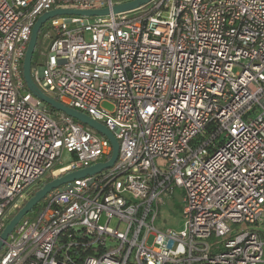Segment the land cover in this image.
<instances>
[{
  "label": "built area",
  "instance_id": "2783aa9c",
  "mask_svg": "<svg viewBox=\"0 0 264 264\" xmlns=\"http://www.w3.org/2000/svg\"><path fill=\"white\" fill-rule=\"evenodd\" d=\"M127 1L0 0V234L47 173L111 155L104 136L62 113L54 120L27 90L21 65L36 19ZM47 28L33 82L103 124L118 154L47 194L0 264H264V0H152ZM174 187L180 234L154 225Z\"/></svg>",
  "mask_w": 264,
  "mask_h": 264
},
{
  "label": "water",
  "instance_id": "95a60500",
  "mask_svg": "<svg viewBox=\"0 0 264 264\" xmlns=\"http://www.w3.org/2000/svg\"><path fill=\"white\" fill-rule=\"evenodd\" d=\"M151 1L152 0H130L127 2L116 4L112 6V8L106 7L102 9H90V10H81L74 8H57L43 13L36 19V22L34 23L31 30V35L21 65V74L27 90L31 94H33V96L41 100L46 106L50 107L51 110L57 111L58 113H62L74 119L75 121L81 123L82 125L94 130L98 134L104 136L111 145V155L109 160L105 163L95 164L85 169L66 173L60 177L54 178L44 183L41 188L34 191L33 194L28 198V200L22 205V207L13 215V217L9 220V222L5 226L4 230L1 232L0 249L2 248L8 236L14 231V228L20 222V220L25 215H27L38 203H40L46 197L47 194L74 180L83 179L85 177L97 174L105 169H109L116 161L118 154V148H119L118 142L115 139L113 133L110 130H108L103 124L94 121L89 116L79 111L65 107L62 104L56 102L52 98L42 93L40 89L36 86V84L33 82L30 75V69H31L33 54L37 44L38 35L41 28L45 23H47L51 19L58 17H72V16L82 17V18L105 17L110 14H119V13H127L131 11H135L138 8L147 5Z\"/></svg>",
  "mask_w": 264,
  "mask_h": 264
},
{
  "label": "rangeland",
  "instance_id": "374dc122",
  "mask_svg": "<svg viewBox=\"0 0 264 264\" xmlns=\"http://www.w3.org/2000/svg\"><path fill=\"white\" fill-rule=\"evenodd\" d=\"M122 1H127V0H118V2H122ZM47 25H48V22L43 25V27L41 28V30L39 32L36 48H35V51L33 54V59H32V68L34 67V61L38 55L39 50H41V49H43L44 51L47 50L46 49V42L43 38V33H45L46 31L49 30V28H47ZM46 107L51 112V115L54 118V120H57L58 112L51 110V108L48 106H46ZM101 108H102V110L110 113L113 110V104L111 102L107 101L101 105ZM72 159H73V157L70 154L64 152L62 154V157H61V164L66 165ZM44 180L46 182L50 181V174L49 173H47V175L44 177ZM31 194L32 193H30V195H28V196H31ZM181 198H182V191L178 187H174L173 192L168 197L164 198L163 204L159 206L158 213H157V219L154 223L156 229H159L161 231L171 230V231L175 232L176 234H180L181 232H183L185 230L186 220L181 216V209H182ZM44 199L40 203H38L27 215H25L21 219V221L33 220L36 217L37 213L39 212L40 207H41V203L44 201ZM12 217H13V215L11 216V218ZM100 223L103 225L105 223V219L102 218ZM109 226L112 228H115V226H116L115 220H113L109 224ZM152 238L153 237H150L148 239L147 246H151ZM216 241H217L216 238H211L209 240L210 243H214Z\"/></svg>",
  "mask_w": 264,
  "mask_h": 264
},
{
  "label": "trees",
  "instance_id": "16d2710c",
  "mask_svg": "<svg viewBox=\"0 0 264 264\" xmlns=\"http://www.w3.org/2000/svg\"><path fill=\"white\" fill-rule=\"evenodd\" d=\"M32 59H33V58H32ZM42 185H43V184H42ZM42 185H40V186H39L37 189L41 188V187H42ZM37 189H36V190H37ZM36 190H35V191H36Z\"/></svg>",
  "mask_w": 264,
  "mask_h": 264
}]
</instances>
